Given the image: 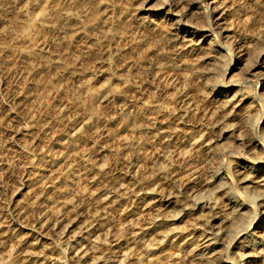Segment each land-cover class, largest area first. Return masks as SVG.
I'll return each mask as SVG.
<instances>
[{"label": "rangeland", "instance_id": "rangeland-1", "mask_svg": "<svg viewBox=\"0 0 264 264\" xmlns=\"http://www.w3.org/2000/svg\"><path fill=\"white\" fill-rule=\"evenodd\" d=\"M23 1L21 0L20 5H18L19 9L12 11L11 15L4 13L3 10H0V19L3 18L2 20L5 22V20H7L5 19V15L9 18L5 22L6 24L4 23L2 25L3 27L1 26L2 29L0 28V45H2L0 46V87L2 83L1 66L15 56L26 55L27 58L32 56L29 57L27 63L24 62V67L27 66L24 68L25 74L28 73V75L31 74L29 72L34 73V71H38L44 65L46 66L50 63L49 60L51 59L52 54L46 51L41 52L39 47L42 42H51L53 40V28L50 25V27L46 25H38L41 22H46V24H48L54 21L59 24V27L57 28H61L65 22L63 21V14L67 13L75 19V22H72V25H75L76 23L80 28V31L83 28L90 29L92 25H95L94 28L97 30L96 32L89 34V40L91 42L88 45L92 46V49L89 46V48H86L84 51L83 59L86 61L82 62V66L80 65V67L78 66L77 68H69L68 70L60 68L62 71L58 69L55 73L52 70L42 69L43 74L41 73L42 76L39 80L40 82H37L35 85L28 86V88L31 87L34 90L32 91V95L33 92H36L33 95L34 97L32 96L31 101H33L29 105L30 107L26 112H24V114L23 112L19 113L13 108L11 111V109L6 105V98L3 97V94H0V102H6L4 104V106H6V110L7 108L8 110L10 109L9 111L7 110V113L11 115L14 114L13 117L15 119L11 120L12 123L7 126L0 122V176L3 175L5 177H9L11 175L10 178L13 181L15 180L13 183L15 187L12 191H8L5 195L0 192V241H4L6 246L13 245L12 247L14 248V252L11 255L12 257L8 254L5 256V254L4 256L6 258L4 256L1 257L0 264H73L74 257L72 256L78 248L79 243H85L92 251V254L98 252L93 251L95 248L96 250L98 248H103L105 253H108L107 255L112 257L113 255L117 256L118 254L115 255V252H113V250L117 248L115 247L116 242L112 241L116 234V237L119 238V240L121 239L122 248H125L126 245L127 247L131 245L136 247V251L131 258L128 259L129 262L127 261V264H175V262H178V264H191L192 261L195 264H204L206 262V258L210 255L207 256V254L205 255V258H201L203 261L197 259V262H195L190 256L187 257L189 260L185 259L184 261L181 259V256H178L177 258L175 254L180 253L186 248L188 249L193 247L197 243H203L201 240L199 242L196 237L201 234L209 219L210 222L212 221L211 219L214 218V215H211V213L206 211L204 215L208 213L210 216H203L205 218L203 219L202 217V220L199 217L197 218L195 213L192 212V209L187 207V197L186 194H183L188 192L190 188L187 187V190L182 191L179 189L180 187H178V183L173 181V177L177 176L176 174L180 172H187L190 170L189 168H193L194 166L204 163L205 158L209 156V154L206 153L208 152L206 150L209 146H219L221 143L224 144L225 141L227 142L230 140L227 143H234L230 144L232 150L226 151V157H223L226 159L221 168L224 174H227V172L229 173L230 178L232 177L231 179L234 180L237 190L243 196V187L246 186H244V184L238 179L242 173L245 175L249 172L247 168H253L255 169V171L252 172L254 176L251 175L252 177L250 176V178H248V183H250L252 179L255 181L259 180L258 183H254L255 186L254 184L251 186L256 189L259 186L258 189L260 191L262 188L264 189V183L261 181L264 179H262V176H264V146L258 145L256 150L254 149L255 151H252V146H247L246 148L241 144V142L239 143L237 141V139H241L243 136L241 138H237L236 136L239 131H242V134L245 133L246 135L242 138L244 142H254L255 145L258 144L259 141H262L261 137H264V132L262 133V130H264V68H259V70L257 69L255 72L249 74L248 69L246 70L247 67H245V64H248L249 62V57H257L260 52H264V0H221V2L224 1L223 5L225 7L227 6L225 10L226 13L224 12L225 14L223 17L226 18H224V22H227L226 24L230 29L228 34L231 36L228 37L230 41L228 38L224 39L223 36H217L218 42L214 41L212 48H206V46L197 44L191 48L184 47V39H182L183 35H176L173 27L156 17L159 14L155 12H141L137 10L139 0H134V2L133 0L132 2H130L131 0H70L67 4L64 3L63 0H58V5L57 0ZM25 3H27V7L25 6ZM124 3H126V5ZM97 5L99 6V9ZM49 9L51 11H49ZM56 9L59 12H57V15L52 18L50 14H52L53 10ZM60 9L63 13L60 12ZM133 14H135V16ZM93 15L94 17H92ZM138 17L146 20L145 24L142 25L144 30L141 29L143 33L140 30L141 33H137L136 35L138 37H135V35H131V32L133 34L132 25L133 22H135L133 19ZM207 17L208 16L206 14H203V22H200L201 26L203 23L207 24ZM33 22L36 24L38 22L36 25L38 28L33 26ZM229 23L230 25H228ZM66 27L68 29V34L64 39L59 38L56 40L57 43H59L60 46L64 44L67 48L69 46V49L72 50H78L81 46L84 49L83 42L81 43L74 40L76 35V32L74 33V31L76 29L69 28L68 26ZM100 31H102L103 34H95H98V32L100 33ZM204 31H206L205 34L209 36V40L213 39V35L215 34L214 31L218 32L217 29H214L213 27L207 28V30ZM147 33H149V35ZM104 34H107L108 36H105ZM140 34H143L146 38L142 37L143 35L140 36L139 42ZM100 39L102 43L98 41ZM231 40L233 42L232 44L229 43ZM241 43L246 46H244L243 52L245 55L240 54V56L238 51H235V47ZM178 44H182L180 45L181 47ZM251 45H253V47H250ZM182 47L184 48L182 49ZM67 48L64 52L68 50ZM218 50L220 52H218ZM230 53L232 57L230 56ZM253 53L254 55H252ZM206 54L209 55L207 56ZM245 56L246 59L244 58ZM87 61L88 63H86ZM249 65L247 66L249 67ZM158 68L162 69L160 70ZM162 71L164 72L162 73ZM163 75H166V78ZM215 78L217 80H215ZM171 80L173 84L169 83ZM215 81L218 82L215 83ZM22 83L19 86L20 90L21 88L27 87L29 84L27 83V80ZM46 88H48L47 91H45ZM232 91L238 92L237 95L239 98L235 103H233L234 106L231 105L229 107L228 105L226 108L222 106V101L226 100L224 95L229 94ZM240 99H242V102L238 103ZM250 112H252V115L254 112V117L251 116ZM22 115H26L27 117ZM29 117L31 119H29ZM251 117L252 120L255 119L253 121L255 125L253 122L251 123ZM44 118L46 120H43ZM246 118L248 119L247 122H245ZM30 120L37 121L35 127V121L31 122ZM241 120L246 123V126L241 122ZM84 122L86 123L83 125L82 123ZM136 122L137 127L135 126ZM236 122H238V124H236ZM234 123L236 124L235 126ZM45 124L47 126L49 125V128L44 126ZM75 124L83 125L87 131L83 129L84 131L78 132L79 134H76V136L74 135L75 137L70 136V127ZM139 124L141 127L138 126ZM224 125L230 126L231 130L234 131H230L227 127L226 133L220 132L224 127H226ZM221 126L222 129H220ZM250 126L254 127L253 130ZM245 127L248 128V130L251 128L250 131H247L248 133L246 132ZM218 131L222 134H219ZM232 133L233 135L231 138L230 135ZM172 134L174 136H172ZM202 135H204L205 138ZM227 136L229 138H226ZM1 138L5 141V143L3 140L1 141ZM205 141L207 144H205ZM193 142H196L197 144L193 145ZM167 143H170L169 146H167ZM154 145L167 146L164 153H162L163 157H159L157 155V157L153 159L154 157L148 156L151 155L150 150ZM207 145L208 147H206ZM234 147L237 149L234 150ZM184 148L186 152L185 150L183 151ZM187 149L191 150H189L190 153ZM203 150L205 154L203 153ZM256 152H258V154ZM174 155L176 159H174L175 157L170 158ZM182 155L185 156L183 157ZM254 155L258 157H253ZM147 158L152 159L147 160ZM138 159H141V161ZM137 161L138 163L140 162V166H145L142 167L143 169H139V171L136 167L138 164ZM160 162L165 163L161 164ZM147 163H149V167H146L148 166ZM188 163L193 164L189 165ZM123 164L127 165L124 166ZM151 165V168H154L155 170L150 168ZM153 165L157 166L153 167ZM128 167L130 168L128 169ZM124 169L125 171L131 170V175L128 173L124 176ZM135 171L138 172L135 173ZM208 172L210 171L207 168H205V170L204 168L203 170L201 169L200 173L202 174L200 175L202 176L199 178L200 181L198 179L196 182L194 181L195 184L190 183L188 186L191 187L196 185L197 188L201 190L205 180H208L211 176V173L209 175ZM15 173H17V175ZM124 177L125 179H123ZM123 180H125V187L127 186L126 188H128L125 189V191L128 190V192H125L124 190L118 191L117 194L114 195V198L117 196L118 199H111L112 202L114 201V204L111 203L110 200L109 204L106 203V205H104L106 201L102 200V197L104 198L103 194L110 189L109 187L115 185V182H121ZM141 180L143 182H141ZM136 182L139 183V185H137ZM226 182L229 184L230 181L226 180ZM160 183L166 185L168 189ZM151 184L155 186L154 189H157L156 187L159 184L163 190L165 189L164 191L162 190L163 194L162 192L158 194L159 192L154 190L155 192L152 196L154 197L153 206L156 204L158 206H154V209L152 207L153 212L154 210H158L164 204L162 201L171 198V203L167 204L164 211V217L166 219L164 218V222L161 221L158 223L161 228L157 225L158 227L156 226L154 229L156 230L154 232L156 238L154 235L153 237L144 235L143 237L140 235L139 232L141 233L144 231H139L142 229L139 228V226L143 227L144 224L137 219V217L139 218V215L143 213L142 208H144V203H147L146 199L149 197V189L153 188ZM134 185L138 186L139 188H137V190L140 189V191H130ZM215 185L217 184L209 183L207 187L211 188L213 186L215 189ZM229 185H231L230 187L233 190V185L231 183ZM105 187L107 189H105ZM213 187L212 190L205 188L203 194L209 195L213 193L211 192L214 191ZM13 191L14 194L10 195ZM150 191H153V189ZM124 192L125 195H123ZM100 195L102 196L101 198H99ZM244 200V212H246L247 216L250 213H253L252 215L250 214L251 216L249 215L250 217L246 216L247 219L251 218L255 211L259 214L262 213L263 209L261 207V201H257L256 204L252 205L248 198H244ZM99 203L101 204L98 205ZM84 207L88 208L87 210H90L88 211L90 213L89 216H95V218H98V221L100 220V223L97 221L89 230L90 232H87V234L81 233L79 235V229L83 224L87 223V219L90 220L88 212L84 209ZM228 208L229 207L220 208V214H222L221 216H223L224 213L226 215ZM70 209L76 214L83 211L82 215L84 217H82V215L76 217L77 215L74 214V212H70ZM101 209H104V212ZM106 210H109L111 213L109 212V214ZM176 211L178 214L182 213L178 215ZM95 212L99 214L96 215ZM175 212L178 217L174 214ZM61 213H67V216L65 214L61 216ZM71 216H74L73 218L76 219L73 222L72 228H70L64 236L58 235V230L56 232V230L51 229L52 227L50 228L52 221L56 222V220L58 221L64 219V225L68 223V221L70 222L73 220ZM148 217L150 216L148 215ZM137 221H140V224H138ZM196 221L197 223L195 224ZM42 224H45L44 226L49 225V228L44 227ZM185 225H190L191 227L189 226L185 228ZM201 225L202 227L204 225L205 226L200 228ZM182 226L185 228L186 233ZM164 228L169 230H165ZM159 230H161V232H158ZM164 230L166 233L171 235L168 239H164V235L166 234ZM102 232L104 234H102ZM114 232L116 234H114ZM135 232H137L140 237L138 234H135L133 237ZM156 233H159V235ZM160 233L163 234L161 235ZM135 236L137 237L135 238ZM240 236L239 240L233 243L231 248L226 251L227 253L225 252L226 254L223 253L224 256H220L222 260L219 259L220 262L217 260L215 262L216 264H264V257L256 259L249 257L245 260L239 259L237 246L238 244H243L244 242V245H248L250 234L248 235L244 232ZM106 238H108V241H106ZM144 238H146V241L143 240ZM153 238L156 242H154L155 240ZM160 239L161 241L163 240L162 243L157 242L160 241ZM150 243H152V246L149 245ZM155 243H158L159 246ZM146 244L151 250L146 247ZM155 245L158 248H155ZM137 248H139V251ZM25 249L26 251L30 250L32 252H26L24 251ZM115 251H118V249ZM23 253H25V255ZM230 257H233V260H231Z\"/></svg>", "mask_w": 264, "mask_h": 264}, {"label": "bare ground", "instance_id": "bare-ground-1", "mask_svg": "<svg viewBox=\"0 0 264 264\" xmlns=\"http://www.w3.org/2000/svg\"><path fill=\"white\" fill-rule=\"evenodd\" d=\"M23 1V0H22ZM27 1V0H26ZM34 1V0H33ZM40 1V0H39ZM70 0H63V2L64 3H68ZM82 1V0H81ZM136 1H138V0H136ZM226 1H228V0H226ZM225 1V2H226ZM24 2V1H23ZM118 2V1H117ZM127 2V1H126ZM130 2H132V0L130 1ZM133 2H134V0H133ZM224 2V1H223ZM223 2H221V0H139V4H138V8H137V10L138 11H141V12H155V13H157V14H159V15H157L156 17L159 19V20H163L165 23H168V25L169 26H171V27H173L174 28V30H175V34L176 35H180V34H182L183 35V38L182 39H184V44H183V46L184 47H187V48H191L192 46H194V45H203V46H206V48L208 47H210V48H212L213 47V44H214V41H217V36H219L220 35V37L221 36H223V38L224 39H227L228 37H230L229 36V34H228V31H230V29H229V27L227 26V22H224V18L225 17H223L224 16V14L226 13L225 12V10H226V7L223 5ZM234 2V1H233ZM20 3H21V0H0V10H3L4 11V13H6V14H9V15H11L12 14V11H14L15 9H19V6L18 5H20ZM48 3V2H47ZM129 3V2H128ZM24 4V3H23ZM26 5V7H27V3H25ZM59 3H58V0H57V5H58ZM102 4V3H101ZM109 4V3H108ZM125 5H126V3H124ZM136 4H137V2H136ZM225 4V3H224ZM29 5V4H28ZM74 5V4H73ZM100 5V4H99ZM60 6V5H59ZM67 6H70V5H67ZM83 6H85V5H83ZM98 6V5H97ZM228 6H230V5H228ZM61 7H62V4H61ZM231 7V6H230ZM20 8H21V6H20ZM86 8V7H85ZM114 8H116V7H114ZM123 8V7H122ZM135 8V7H134ZM229 8V7H228ZM53 9V8H52ZM55 9V8H54ZM62 9V8H61ZM61 9H60V12H61ZM98 9H99V6H98ZM71 10V9H70ZM90 10V9H89ZM136 10V9H135ZM21 11V10H20ZM49 11H51L50 9H49ZM108 11V10H107ZM106 11V12H107ZM201 11H203V12H201ZM1 12V11H0ZM17 12V11H16ZM48 12V11H47ZM57 12H59V11H57V9L56 10H53V13L52 14H50L51 16H52V18L54 17V16H56L57 14ZM87 12V11H86ZM85 12V13H86ZM98 12V11H97ZM96 12V13H97ZM105 12V11H104ZM103 12V13H104ZM225 12V13H224ZM23 13V12H22ZM41 13V12H40ZM50 13V12H49ZM61 13H63V12H61ZM136 13V12H135ZM138 13V12H137ZM46 14V13H45ZM77 14V13H76ZM83 14V13H82ZM95 14V13H94ZM203 14L205 15H207L208 17L206 18V22H207V24H204L203 23V25L201 26L200 24V22H203ZM209 14V15H208ZM1 15V14H0ZM9 15H8V17H9ZM42 15V14H41ZM49 15V17L51 18V16ZM64 15V18H63V21H65L64 22V25L61 27V28H57V27H59V24L56 22H54V21H52V23L50 22V23H48V24H46V22H41L40 24H38V22H37V24L38 25H46V26H52V28H53V30H52V32H53V40L51 41V42H42L41 43V45H40V47H39V50L41 51V52H49L50 54H52V57H51V59L49 60L50 61V63L48 64V65H44L42 68H40L38 71L36 70V71H34V73L33 72H29V73H31L30 75H28V73L27 74H25V69L24 68H26V67H24V65H25V63L24 62H28V60H29V57H32V56H29L28 58H27V56L25 55V56H15L14 58H11V60H8V61H6L2 66H1V68H2V70H1V72H2V83H1V87H0V91H1V93L0 94H3V97H5L4 99L5 100H7V106L11 109V111H12V108L13 109H15V110H17L19 113H22L23 112V114H24V112H26L27 110H28V108L30 107L29 105L32 103V101H31V99H32V96L34 95V93L36 92H33V95H32V91H34L31 87H29L28 88V86H30V85H35L37 82H40L39 80H40V78H41V76H42V69H48V70H52V71H54V73H55V71H57L58 69L59 70H61L62 71V69L63 68H65L66 70H68L69 68H74V67H80V65L82 64V62L84 61V57H83V55H84V51L86 50V48H89V46L90 45H88L91 41L89 40L90 39V33H93V32H96V30H95V28H94V26L92 25L91 26V28L90 29H87V28H83L81 31H80V28L78 27V25L75 23V25L73 24L72 25V22H75V19L74 18H72L69 14H67V13H65V14H63ZM96 15V14H95ZM101 15V14H100ZM109 15V14H108ZM122 15V14H121ZM120 15V16H121ZM134 16H135V14H133ZM136 15H138V14H136ZM6 16V18L5 19H9V18H7V15H5ZM45 16V15H44ZM110 16V15H109ZM113 16V15H112ZM92 17H94V15L92 16ZM98 17H100V16H98ZM98 17H97V19H98ZM147 17V16H146ZM202 17V18H201ZM205 17V16H204ZM232 17V16H231ZM36 18V17H35ZM38 18V17H37ZM139 18V17H138ZM138 18H135V19H133V20H135V22H133V25H132V31H133V34H132V32H131V35H135V37L137 36L136 34L138 33H141L142 32V30L141 29H143L142 28V25H144L145 24V20L146 19H138ZM3 19V18H2ZM2 19H0V28H1V26L7 21V20H5V22H4V20H2ZM25 19H26V17H25ZM93 19V18H92ZM103 19V18H102ZM148 19V18H147ZM226 19V18H225ZM90 20V19H89ZM93 20H95V19H93ZM106 20V19H105ZM128 20V19H127ZM201 20V21H200ZM29 21H30V19H29ZM55 21H56V19H55ZM92 21V20H91ZM97 21V20H96ZM154 21V20H153ZM90 22V21H89ZM156 22H158V21H156ZM232 22V21H231ZM92 23V22H91ZM94 23V22H93ZM164 23V24H165ZM238 23H240V22H238ZM6 24V23H5ZM35 22H33V26L35 27L36 25H37ZM61 24V23H60ZM129 24V23H128ZM147 24V23H146ZM151 24V23H150ZM62 25V24H61ZM82 25V24H81ZM104 25H105V23H104ZM166 25V24H165ZM228 25H230V23L228 24ZM28 26H29V24H28ZM49 26V27H50ZM66 26H68L69 28H73V29H76L75 31H74V33L76 34H74L75 35V39L74 40H76V41H78V42H83V47H84V49L82 48V46L80 47V49H76V50H72V49H69L70 47L68 46V48H67V46L65 47V45L63 44L62 46H60V44L59 43H57V41L56 40H58L59 38H62V39H64L65 38V36L68 34L67 32H68V29H67V27ZM71 26H73V27H71ZM98 26V25H97ZM149 26V25H148ZM159 26V25H158ZM167 26V25H166ZM232 26V25H231ZM3 27V26H2ZM26 27H27V25H26ZM104 27V26H103ZM154 27V26H153ZM165 27V26H164ZM163 27V28H164ZM214 28V29H217V31L218 32H215L214 31V35H213V39L211 40H209V36H207L206 34H205V32L206 31H204V30H207V28ZM29 28V27H28ZM27 28V29H28ZM36 28H38L37 26H36ZM97 28V27H96ZM170 28V27H169ZM168 28V29H169ZM2 29V28H1ZM34 29V28H33ZM129 29H130V27H129ZM151 29V28H150ZM232 29V28H231ZM49 30V29H48ZM111 30V29H110ZM116 30V29H115ZM140 30H141V32H140ZM144 30V29H143ZM155 30V29H154ZM212 30V29H211ZM236 30V29H235ZM37 31H38V29H37ZM113 31V30H112ZM119 31V30H118ZM152 31V30H151ZM169 31V30H168ZM104 32V31H103ZM110 32V31H109ZM114 32V31H113ZM166 32V31H165ZM1 33V32H0ZM102 33V31H100V33L98 32V34L97 33H95L96 35H100ZM135 33V34H134ZM143 33V32H142ZM154 33V32H153ZM213 33V32H212ZM264 33V32H263ZM26 34V33H25ZM73 34V33H72ZM103 34V33H102ZM108 34V33H107ZM106 34V35H107ZM148 35H149V33H147ZM165 34V33H164ZM211 34V33H210ZM260 34V33H259ZM89 35V36H88ZM105 35V34H104ZM103 35V36H104ZM105 35V36H106ZM143 35V34H142ZM141 34L139 35V42H140V36H142ZM73 36V35H72ZM104 36V37H105ZM108 36V35H107ZM100 37V36H99ZM98 37V38H99ZM138 37V36H137ZM142 37H145L144 35L142 36ZM147 37H149V36H147ZM264 37V36H263ZM146 38V37H145ZM176 38V37H175ZM208 38V39H207ZM233 38V37H232ZM259 38H261V37H259ZM36 39V38H35ZM68 39V38H67ZM136 39V38H135ZM143 39V38H142ZM142 39H141V41H142ZM177 39H178V37H177ZM229 39V38H228ZM27 40V39H26ZM34 40V39H33ZM103 40V39H102ZM105 40V39H104ZM147 40V39H146ZM150 40V39H149ZM148 40V41H149ZM172 40V39H171ZM247 40V39H246ZM246 40H244V41H246ZM64 41V40H63ZM71 41V40H70ZM98 41H100L101 42V39L100 40H98ZM138 41V40H137ZM229 41H230V39H229ZM228 41V42H229ZM238 41V40H237ZM243 41V42H244ZM73 42V41H72ZM143 42V41H142ZM173 42V41H172ZM218 42V41H217ZM249 42V41H248ZM248 42H247V44H248ZM1 43V42H0ZM102 43V42H101ZM136 43H138V42H136ZM144 43V42H143ZM230 44H232L233 42H232V40H231V42H229ZM238 43H240V42H238ZM246 43V42H245ZM98 44V43H97ZM155 44V43H154ZM177 44V43H176ZM224 44V43H223ZM254 44V43H253ZM88 45V46H87ZM92 45V44H91ZM179 45V44H178ZM180 45H182V44H180ZM179 45V46H180ZM227 45V44H226ZM229 45V44H228ZM234 45H235V41H234ZM0 46H2V45H0ZM22 46V45H21ZM98 46V45H97ZM123 46V45H122ZM244 46H246L245 44H243V43H241V44H239L237 47H235L236 49H235V51L237 50L238 51V53H239V55L241 54V55H245V53H243L244 52ZM38 47V46H37ZM59 47V48H58ZM61 47V48H60ZM92 46H90V48H91ZM100 47V46H99ZM181 47V46H180ZM184 47H182V49L184 48ZM201 47V46H200ZM250 47H253V45H251ZM68 49L66 52H64L65 51V49ZM76 48V47H75ZM82 48V49H81ZM233 48V47H232ZM24 49V48H23ZM26 49V48H25ZM92 49V48H91ZM91 49H89V50H91ZM94 49V48H93ZM181 49V48H180ZM234 49V48H233ZM246 49V48H245ZM2 50V49H1ZM100 50H101V48H100ZM191 50V49H190ZM208 50V49H207ZM229 50H231V49H229ZM193 51H195V50H193ZM215 51V50H214ZM216 51H217V49H216ZM233 51V50H232ZM236 51V52H237ZM5 52V51H4ZM40 52V53H41ZM82 52V53H81ZM88 52V51H87ZM142 52V51H141ZM197 52V51H196ZM218 52H220L219 50H218ZM234 52V51H233ZM252 52H255V51H252ZM14 53V52H13ZM66 53V54H65ZM86 53V52H85ZM98 53V52H97ZM147 53V52H146ZM209 53V52H208ZM215 53V52H214ZM249 53V52H248ZM1 54V53H0ZM43 54V53H42ZM65 54V55H64ZM87 54V53H86ZM140 54V53H139ZM256 54V53H255ZM259 54V53H258ZM6 55V54H5ZM18 55V54H17ZM44 55V54H43ZM207 55V54H206ZM209 55V54H208ZM207 55V56H208ZM240 55V56H241ZM252 55H254V53L252 54ZM252 55H250V56H252ZM94 56V55H93ZM205 56V55H204ZM230 56H231V53H230ZM37 57V56H36ZM98 57V56H97ZM133 57V56H132ZM232 57V56H231ZM39 58V57H38ZM44 58V57H43ZM48 58V57H47ZM88 58V57H87ZM94 58V57H93ZM242 58V57H241ZM245 59H246V56L244 57ZM2 59V58H1ZM8 59H10V58H8ZM198 59H199V57H198ZM38 60V59H37ZM244 60V59H243ZM86 61V60H85ZM84 61V62H85ZM248 61L250 62V65H249V62H248V64H245V67H247L246 68V70L248 69V72H249V74H251V73H253V72H255L257 69L259 70V68H264V52H260V54L257 56V57H249L248 58ZM33 62V61H32ZM36 62V61H35ZM41 62V61H40ZM46 62V61H45ZM86 63H88V61L86 62ZM95 63V62H94ZM247 63V62H246ZM37 64V63H36ZM47 64V63H46ZM1 65V64H0ZM247 65H249V67L247 66ZM82 66V65H81ZM161 66V65H160ZM41 67V66H40ZM159 67V66H158ZM162 67V66H161ZM60 68H62V69H60ZM139 69V68H138ZM158 69H160V68H158ZM162 69V68H161ZM160 69V70H161ZM168 69V68H167ZM128 70V69H127ZM171 70V69H170ZM216 71H217V69H216ZM75 72V71H74ZM115 72V71H114ZM164 71H162V73H163ZM169 72V71H168ZM171 72V71H170ZM219 72V71H218ZM245 72H247V71H245ZM247 72V73H248ZM42 73V74H41ZM146 73V72H145ZM172 73H173V71H172ZM264 73V72H263ZM133 74V73H132ZM147 74V73H146ZM145 74V75H146ZM153 74V73H152ZM176 74V73H175ZM255 74V73H254ZM262 74V73H261ZM27 75V76H26ZM158 75H159V73H158ZM170 75H173V74H170ZM44 76V75H43ZM164 76V75H163ZM166 76V75H165ZM164 76V77H165ZM176 76V75H175ZM56 77V76H55ZM168 77V76H167ZM54 78V77H53ZM166 78V77H165ZM172 78V77H171ZM170 78V79H171ZM217 78H218V76H217ZM25 79V80H24ZM262 79H263V77H262ZM27 80V83H29L28 85H27V87H25V88H21V90H20V88H19V86H20V84L23 82V81H26ZM56 80V79H55ZM155 80V79H154ZM166 80V79H165ZM169 80V79H168ZM173 80V79H172ZM172 80H171V82H169V83H172L173 84V82H172ZM175 80V79H174ZM178 80V79H177ZM215 80H217L216 78H215ZM218 81H219V79H218ZM218 81H215V83H217ZM150 82V81H149ZM177 82V81H176ZM25 83V82H24ZM220 83V82H219ZM23 84V83H22ZM51 84V83H50ZM210 84H213V83H210ZM230 84V83H229ZM221 85H223V84H221ZM227 85V84H226ZM230 85H232V84H230ZM229 85V86H230ZM157 86V85H156ZM211 86V85H210ZM214 86V85H213ZM33 87V86H32ZM214 87H216V86H214ZM43 88V87H42ZM49 88V87H48ZM48 88H46L45 89V91H47L48 90ZM35 89V88H34ZM217 90V89H216ZM43 91V90H42ZM213 91H214V89H213ZM212 91V92H213ZM46 93V92H45ZM214 93V92H213ZM223 94V93H222ZM238 92H230L229 94H225L224 96V98L226 99V100H223L222 102H223V105L222 106H224V107H226L227 108V106L229 105V107L231 106V105H233V103H235L237 100H238ZM1 96V95H0ZM34 97V96H33ZM1 100V99H0ZM3 100V99H2ZM2 102H4V101H2ZM2 102H0V122L1 123H3V124H5L6 126L9 124H11L12 122H11V120H15L14 119V117H13V115H11V114H9V113H7L9 110H8V108H7V110H6V106H4V104L6 103H2ZM239 102H242V99H240L239 101H238V103ZM189 103V102H188ZM191 103V102H190ZM195 104V103H194ZM222 104V103H221ZM191 105V104H190ZM221 106V105H220ZM234 106V105H233ZM31 107H33V106H31ZM62 107V106H61ZM189 107V106H188ZM224 107H222V108H224ZM236 107V106H235ZM234 107V108H235ZM221 108V107H220ZM225 108V109H226ZM67 109V108H66ZM224 109V110H225ZM236 109V108H235ZM221 110V109H220ZM223 110V109H222ZM31 111V110H30ZM214 111H215V109H214ZM233 111V110H232ZM222 112V111H221ZM220 112V113H221ZM231 112V111H230ZM35 113V112H34ZM217 113H219V112H217ZM228 113V112H227ZM232 113V112H231ZM252 112H250V114H251ZM28 114V113H27ZM36 115V114H35ZM134 115V114H133ZM234 115V114H233ZM248 115V114H247ZM254 112H253V115L251 114V116H253L254 117ZM22 116H25V117H27L26 115H22ZM29 116H30V114H29ZM212 116V115H211ZM228 116V115H227ZM249 116V115H248ZM25 117H23V118H25ZM41 117V116H40ZM47 117V116H46ZM129 117H130V114H129ZM222 117V116H221ZM236 117V116H235ZM246 117V116H245ZM245 117H244V119H245ZM43 118V117H42ZM218 118V117H217ZM248 118V117H247ZM246 118V120H245V122H247V119ZM22 119V118H21ZM26 119V118H25ZM29 119H31L30 117H29ZM132 119H133V117H132ZM131 119V120H132ZM241 119V118H240ZM28 120V119H27ZM40 120V119H39ZM43 120H46L45 118L43 119ZM135 120V119H134ZM133 120V121H134ZM234 120H235V118H234ZM234 120H233V122H234ZM249 120H250V117H249ZM251 120H252V117H251ZM255 119H253L252 121H251V123L254 121ZM31 121V120H30ZM32 121H35V120H32ZM31 121V122H32ZM132 121V122H133ZM216 121V120H215ZM227 121V120H226ZM25 122H26V120H25ZM36 122L37 121H35L34 122V127H35V124H36ZM40 122V121H39ZM43 122V121H42ZM46 122V121H45ZM51 122V121H50ZM88 122V121H87ZM231 122V121H230ZM241 122L242 123H244L242 120H241ZM240 122V123H241ZM49 123V122H48ZM47 123V124H48ZM86 122H84V123H82L83 125L85 124ZM185 123V122H184ZM220 123H221V121H220ZM226 123H229V122H226ZM239 123V124H240ZM248 123H249V121H248ZM254 123V122H253ZM258 123V122H257ZM2 124V125H3ZM38 124V123H37ZM50 124H52V123H50ZM137 122L135 123V126L137 127ZM142 124V123H141ZM224 124H225V122H224ZM231 124V123H230ZM236 124H238V122H236ZM235 123H234V126L236 125ZM246 123H244V125H245ZM83 125H81V124H75V125H73V126H71L70 128V130H69V135L70 136H76V134H79L78 132H81V131H84L83 129H85L84 128V126ZM229 125V124H228ZM233 125V124H232ZM247 125H249V124H247ZM254 125H255V123H254ZM4 126V125H3ZM27 126V125H26ZM39 126H40V124H39ZM42 126H43V124H42ZM41 126V127H42ZM44 126H47L46 124L44 125ZM49 126V125H48ZM47 126V127H48ZM52 126V125H51ZM85 126H87V125H85ZM138 126H140V124L138 125ZM224 126H226V125H224ZM233 126V127H234ZM242 126V125H241ZM246 126V125H245ZM5 127V126H4ZM36 127L38 128V126L36 125ZM47 127H45V128H47ZM135 127V128H136ZM141 127V126H140ZM227 127L230 129V131H234V130H231V128H230V126H226V127H224L223 129H222V126L220 127V129H222V131H220V132H222V133H226L227 131ZM232 127V126H231ZM238 127H239V125H238ZM248 127V126H247ZM251 127V126H250ZM249 127V128H250ZM40 128V127H39ZM49 128V127H48ZM214 128V127H213ZM226 128V129H225ZM246 128V127H245ZM244 128V129H245ZM252 128V130H253V128L254 127H251ZM250 128V129H251ZM138 129V128H137ZM228 129V130H229ZM235 129V128H234ZM250 129L248 130V128H246V132L247 131H250ZM45 130V129H44ZM43 130V131H44ZM86 130V129H85ZM178 130H180V129H178ZM236 130V129H235ZM40 131V130H39ZM46 131V130H45ZM51 131V130H50ZM87 131V130H86ZM147 131V130H146ZM217 131V130H216ZM237 131V130H236ZM7 132V131H6ZM5 132V133H6ZM47 132V131H46ZM136 132V131H135ZM179 132V131H178ZM264 132V130H262V133ZM10 133V132H9ZM42 133V132H41ZM50 133V132H49ZM84 133V132H83ZM134 133V132H133ZM166 133V132H165ZM211 133V132H210ZM218 133H219V131H218ZM217 133V134H218ZM222 133H219V134H222ZM234 133V132H233ZM233 133L230 135V137L232 138V135H233ZM243 132L242 131H239L238 132V134H236V136H237V138H241L242 136L244 137V136H246L245 135V133L244 134H242ZM248 133V132H247ZM135 134V133H134ZM205 134V133H204ZM6 135V134H5ZM43 135H44V133H43ZM42 135V136H43ZM146 135V134H145ZM161 135V134H160ZM166 135V134H165ZM170 135V134H169ZM178 135V134H177ZM176 135V136H177ZM10 136V135H9ZM8 136V137H9ZM74 136V137H75ZM172 136H174L173 134H172ZM172 136H171V138H172ZM203 137H204V135H202ZM221 136V135H220ZM229 136V135H228ZM226 137V138H229V137ZM248 136V135H247ZM4 137V136H3ZM2 137V138H3ZM11 137V136H10ZM180 137V136H179ZM202 137V138H203ZM211 137V136H210ZM242 137V138H243ZM1 138V141L4 139H2ZM6 138V137H5ZM53 138H54V136H53ZM201 138V137H200ZM205 138V137H204ZM236 138V139H237ZM237 139V141L240 143L241 142V144L243 145V146H245L246 148H247V146L248 147H253L252 149V151H255L256 150V148H257V146L258 145H262V146H264V137H261V140L262 141H259L258 142V144H254V142L253 143H250V142H244V140L243 139ZM6 139H8V138H6ZM5 139V140H6ZM12 139V138H11ZM168 139H170V138H168ZM207 139V138H206ZM248 139V138H247ZM167 140V139H166ZM166 140H164V141H166ZM197 140V139H196ZM214 140V139H213ZM234 140V139H233ZM4 141V140H3ZM7 141V140H6ZM195 141V140H194ZM198 141V140H197ZM207 141V140H206ZM205 141V142H206ZM216 141V140H215ZM219 141V140H218ZM228 141H230V140H228ZM227 141V142H228ZM232 141V140H231ZM251 141V140H250ZM160 142V141H159ZM163 142V141H162ZM161 142V143H162ZM171 142V141H170ZM221 142H223V141H221ZM226 141L224 142V144L223 143H221V145H219V146H217V145H215V146H209L208 147V145L206 146V147H208L207 148V150L206 151H208V152H206V153H208L209 154V156L207 157V158H205V161H204V163H201V164H199L198 166H194L193 168H189L190 170H188L187 172H183V173H181L180 171H178V172H180V173H178V174H176L177 176H174L173 177V181L174 182H177L178 183V187H180L179 189H181L182 191L183 190H187L188 188H190V190L188 191V192H186V193H183V194H186V197H187V207L188 208H190V209H192V212H194L195 213V216L198 218H201V220H202V217L203 216H206V215H209L210 216V214H208V213H211V215L213 214L214 216V218L213 219H211L212 221L210 222V219H209V221L207 222V224H206V227H204V229L202 230V232H201V234L198 236V237H196V239H198L199 240V242H200V240L201 241H203V243H201V244H195L193 247H190V248H186V249H184L183 251H181L180 253H176L175 255L177 256V258H178V256L180 257L181 256V259L182 260H184L185 261V259H188L187 257L188 256H190V257H192V259L195 261V262H197L196 260L197 259H199V260H202L203 258H205L206 256L205 255H207V256H209V257H207L206 258V262L204 263V264H214L217 260H219V259H221V255H223L224 256V254L223 253H225L226 251H228L230 248H231V245H233V243H235L236 241H238L239 240V238L241 237L240 235L242 234V233H244V232H246L248 235L250 234V240H249V244L247 245H244V243L242 244H238V246H237V248H238V252H237V254H238V257H239V259H242V260H245V259H247V258H249V257H252V258H254V259H256V258H259V257H264V189L262 190L261 189V191L258 189L259 188V186H258V190H259V192H258V190L256 189V188H253V186H251V185H253L254 183H258V181L259 180H257V181H255V180H253L252 179V181L250 182V183H248V178H250V176L252 175V176H254V174H252V172L253 171H255V169H253V168H247L248 170H249V172L247 173V174H245V175H243V173L241 174V176L239 177V179L238 180H240V182H242L243 184H244V186H246V187H243V192H244V195L242 196V194L237 190V188H236V186H235V183H234V180L233 179H231L230 178V176H229V173L227 172V174H224V172L222 171V165L225 163L224 161L226 160L225 158H223L224 156H225V152L226 151H230V150H232L231 149V145L230 144H232V143H234V142H231V143H227ZM4 143H5V141H4ZM163 143H165V142H163ZM209 143V142H208ZM211 143V142H210ZM237 143V142H236ZM168 144V143H167ZM170 144V143H169ZM169 144L167 145V146H169ZM197 143L196 142H193V145H196ZM205 144H207V142L205 143ZM216 144H217V142H216ZM223 144V145H222ZM146 145V144H145ZM158 145V144H157ZM157 145H154L153 147H152V149L150 150V154L151 155H148V156H150V157H154L153 159H155L156 157H157V155L159 156V157H163V155H162V153H164V150L166 149V147L167 146H157ZM193 145H191V146H193ZM213 145V144H212ZM236 145V144H235ZM200 146V145H199ZM202 146V145H201ZM194 147V146H193ZM203 147V146H202ZM201 147V148H202ZM237 147V146H236ZM236 147H234V150L235 149H237ZM239 148V147H238ZM170 149V148H169ZM192 149V148H191ZM194 149V148H193ZM255 149V150H254ZM147 150V149H146ZM185 150V148L183 149V151ZM190 150V149H189ZM189 150L187 149V151L189 152ZM195 150H197V149H195ZM238 150H240V149H238ZM191 151V150H190ZM242 151V150H241ZM246 151V150H245ZM147 152H148V150H147ZM146 152V153H147ZM181 152V151H180ZM185 152H186V150H185ZM236 152V151H235ZM260 152V151H259ZM149 153V152H148ZM190 153V152H189ZM189 153H187V154H189ZM193 153V152H192ZM203 153H204V150H203ZM257 154H258V152H256ZM181 154V153H180ZM180 154H179V157H180ZM183 154H184V152H183ZM187 154H185V155H187ZM194 154H196V153H194ZM193 154V155H194ZM199 154V153H198ZM205 154V153H204ZM228 154V153H227ZM177 155V154H176ZM184 155V156H185ZM202 155V154H201ZM207 155V154H206ZM206 155H204V156H206ZM256 155V154H255ZM253 156V157H258V156ZM183 156V155H182ZM181 156V157H182ZM183 156V157H184ZM198 156V155H197ZM149 157V158H150ZM172 157H175V155L174 156H171L170 158H172ZM182 157V158H183ZM187 157V156H186ZM185 157V158H186ZM226 157V156H225ZM149 158H147V160L149 159ZM166 158V157H165ZM165 158H163V159H165ZM184 158V159H185ZM203 158V157H202ZM152 159V158H151ZM151 159H149V160H151ZM157 159H159V158H157ZM162 159V158H161ZM174 159H176V157L174 158ZM187 159V158H186ZM129 160V159H128ZM139 160V159H138ZM204 160V159H203ZM1 161V160H0ZM131 161V160H130ZM139 161H141V159L139 160ZM146 161V160H145ZM158 161H161V160H158ZM157 161V162H158ZM162 161H166V160H162ZM257 161V160H256ZM132 162V161H131ZM143 162V161H142ZM148 162V161H147ZM152 162V161H151ZM155 162V161H154ZM127 163H129V162H127ZM136 163V162H135ZM137 163H138V161H137ZM140 163V162H139ZM139 163L136 165V167H137V170L139 171V169L141 170V168L142 167H145V166H140L139 165ZM144 163H146V162H144ZM161 163V162H160ZM160 163H159V165H160ZM165 163V162H164ZM164 163H161V164H164ZM257 163V162H256ZM131 164V163H130ZM149 163H147V165H148ZM156 164V163H155ZM189 164V163H188ZM190 164H193V163H190ZM189 164V165H190ZM198 164V163H197ZM19 165V164H18ZM17 165V166H18ZM124 165V164H123ZM127 164H125L124 166H126ZM144 165V164H143ZM19 166H21V165H19ZM123 166V167H124ZM131 166V165H130ZM154 166H157V165H153V167ZM163 166V165H162ZM132 167V166H131ZM146 167H149V165L148 166H146ZM152 167V165L150 166V168ZM253 167V166H252ZM130 167H128V169H129ZM183 168H184V166H183ZM188 168V167H187ZM186 168V169H187ZM203 168H204V170H205V168H207V169H209V171L210 172H208L209 173V175H210V173H211V176L208 178V180H205V183L203 184V186L201 187L202 189L200 190V189H198L197 188V186L196 185H194V186H188V185H190V183H194V181L196 182L199 178H201L200 176H202V175H200V174H202V173H200V170L202 169L203 170ZM127 169V170H128ZM133 169V168H132ZM143 169V168H142ZM148 169V168H147ZM152 169V168H151ZM154 169V168H153ZM152 169V170H153ZM169 169V168H168ZM135 170V169H134ZM155 170V169H154ZM158 170V169H157ZM138 171H135V173L136 172H138ZM147 171V170H146ZM149 171V170H148ZM168 171V170H167ZM172 171H174V170H172ZM184 171H185V169H184ZM250 171H251V173H250ZM20 172V171H19ZM132 172H133V170H132ZM150 172V171H149ZM171 172V171H170ZM202 172V171H201ZM207 172V171H206ZM206 172H204V173H206ZM2 173V172H1ZM22 173H23V171H22ZM128 173H130L129 175H131V170H129V171H125V169H124V176H126ZM140 173V172H139ZM144 173H145V169H144ZM147 173V172H146ZM167 173V172H166ZM175 173V172H174ZM176 173H177V170H176ZM231 173V172H230ZM10 174V173H9ZM16 175H17V173H15ZM20 174V173H19ZM18 174V175H19ZM123 174V173H122ZM133 174V173H132ZM207 174V173H206ZM235 174V173H234ZM15 175V176H16ZM23 175V174H22ZM137 175H138V173H137ZM162 175V174H161ZM169 175V174H168ZM232 175V174H231ZM11 176V175H10ZM10 176L9 177H5V176H3V175H1L0 176V192L3 194V195H5L8 191H12L13 190V188L15 187V185L13 184L14 183V181L10 178ZM14 176V175H13ZM12 176V177H13ZM134 176H135V174H134ZM233 176V175H232ZM251 176V177H252ZM262 176V175H261ZM21 177V176H20ZM19 177V178H20ZM25 177V176H24ZM50 177V176H49ZM95 177V176H94ZM142 177V176H141ZM141 177H140V179H141ZM160 177V176H159ZM172 177V176H171ZM120 178V177H119ZM132 178V177H131ZM133 178H136V177H133ZM138 178V177H137ZM234 178V177H233ZM256 178V177H255ZM264 178V176H262V179ZM18 179V178H17ZM23 179V178H22ZM25 179V178H24ZM92 179V178H91ZM122 179V178H121ZM120 179V180H121ZM123 179H125V177L123 178ZM20 180V179H19ZM136 180V179H135ZM135 180H134V182H135ZM138 180V179H137ZM142 180H143V178H142ZM141 180V182H143ZM161 180V179H160ZM226 180H229L230 182H229V184L231 183L232 185H233V190H232V188L230 187L231 185H229L227 182H226ZM249 180H251V179H249ZM261 180V179H260ZM25 181V180H24ZM92 181V180H91ZM124 181L125 180H123V181H121V182H115V185H110L111 187H109L110 189L106 192V193H104L103 194V196H104V198L100 195V197L99 198H101L102 197V200H104V201H106L105 202V204L104 205H106V203H108L109 204V201L112 199V198H114L115 196V194H117V192L118 191H125V189H128V188H126L125 187V183H124ZM145 181V180H144ZM199 181H200V179H199ZM262 181V183H264V179L263 180H261ZM260 181V182H261ZM23 182V181H22ZM94 183V182H93ZM129 183V182H128ZM137 183V182H136ZM155 183V182H154ZM164 183V182H163ZM163 183H160L161 185L163 184ZM209 183H214V184H217V185H215L216 187H215V189H214V187H213V189H214V191H211V192H213V193H211V194H209V195H205V194H203V191H204V189L208 186V184ZM22 184H24V183H22ZM141 184H144V183H141ZM153 184V183H152ZM151 184V186H153ZM157 184V183H156ZM160 184L156 187L157 189H154V187L155 186H153V191H150V190H152V189H149V192L150 193H148L149 195V197L146 199V204L144 203V208H142V210H143V213L141 214V215H139V218L137 217V219L138 220H140L143 224V227H141V226H139V228H142V229H140L139 231H144V232H139V234L140 235H144V236H150V237H153V235H154V237L156 236L155 235V231L156 230H154L155 229V227L158 225V223H160L161 221H163V219L165 218L164 217V211H165V209H166V206H167V204H170L171 203V198H168L167 196V200H165V201H162L164 204V206L162 205L158 210H154V212L152 211L153 209H154V206L156 207V205H154L153 206V199H154V197H152L153 196V194H154V192L155 191H158L159 193L158 194H160L161 192H162V190H163V188L160 186ZM168 184H169V182H168ZM195 184V183H194ZM137 185H139V183H137ZM155 185V184H154ZM198 185V184H197ZM257 185V184H256ZM53 186V185H52ZM109 186V185H108ZM148 186V185H147ZM163 186H165L166 187V185H164L163 184ZM169 186V185H168ZM171 186V185H170ZM199 186V185H198ZM254 186H255V184H254ZM262 186V185H261ZM130 187V186H129ZM188 187V188H187ZM212 187L211 188H209V187H207L208 188V190L209 189H211L212 190ZM264 187V186H263ZM132 188V187H131ZM137 188H139L138 186H136V185H134V187L130 190V191H133V192H136V191H140V189L139 190H137ZM145 188V187H144ZM167 189H168V187H166ZM206 188V189H207ZM105 189H107L106 187H105ZM104 189V190H105ZM143 189V188H142ZM166 189V190H167ZM241 189V188H240ZM103 190V191H104ZM155 190V191H154ZM165 190V189H164ZM163 190V191H164ZM147 191V190H146ZM180 191V190H179ZM207 191V190H206ZM241 191V190H240ZM125 192H128V190H126ZM125 192H124V194L123 195H125ZM175 192V191H174ZM178 192V191H177ZM176 192V193H177ZM146 193V192H145ZM157 193V192H156ZM165 193V192H164ZM180 193V192H179ZM12 194H14V191L10 194V195H12ZM120 194V193H119ZM122 194V193H121ZM141 194V193H140ZM162 194H163V192H162ZM171 194V193H170ZM216 194V195H215ZM98 195H99V193H98ZM127 195H129V194H127ZM137 195V194H136ZM139 195V194H138ZM167 195V194H166ZM173 195H174V193H173ZM176 195V194H175ZM119 196V195H118ZM132 196V195H131ZM147 196V195H146ZM161 196V195H160ZM162 196H164V195H162ZM168 196H169V194H168ZM171 196H172V194H171ZM157 197V196H156ZM170 197V196H169ZM173 197V196H172ZM180 197V196H179ZM184 197H185V195H184ZM185 197V198H186ZM1 198H2V196H1ZM5 198V197H4ZM90 198V197H89ZM116 198H117V196H116ZM116 198H114V199H112V200H115ZM145 198V197H144ZM177 198H178V196H177ZM244 198L245 199H249V201H251V203H252V205L253 204H256L257 203V201H261L260 203H261V207H262V209H263V211H262V213L261 214H259L258 212H256L255 211V213H254V215L251 217V218H249V219H247L246 218V216H247V214H246V212H244V204H245V200H244ZM118 199V198H117ZM140 199V198H139ZM159 199V198H158ZM158 199H156V200H158ZM162 199V198H161ZM95 200H97V199H95ZM100 200V199H99ZM102 200H101V203H102ZM112 200H111V203H113L112 202ZM174 200V199H173ZM172 200V201H173ZM98 201V200H97ZM161 201V200H160ZM185 201H186V199H185ZM116 202V201H115ZM101 203H99L98 205H100ZM110 203V204H111ZM157 203V202H156ZM159 203V202H158ZM183 203H184V201H183ZM55 204V203H54ZM114 204V203H113ZM259 204V203H258ZM57 205V204H56ZM88 205V204H87ZM103 205V204H102ZM184 205H185V203H184ZM260 205V204H259ZM258 205V206H259ZM110 206V205H109ZM158 206V205H157ZM246 206V205H245ZM107 207V206H106ZM152 207H153V209H152ZM226 208V207H229L226 211H227V213H226V215H225V213H224V215L223 216H221L222 214H220V208ZM69 208V207H68ZM72 209V208H71ZM71 209L69 210L70 212H72L71 211ZM81 209V208H80ZM84 209L85 210H87L88 208H85L84 207ZM99 209V208H98ZM106 209V208H105ZM109 209V208H108ZM181 209H183V208H181ZM50 210V209H49ZM57 210H59V209H57ZM82 210H83V207H82ZM102 210V209H101ZM100 210V211H101ZM104 210V209H103ZM102 210V211H103ZM60 211V210H59ZM62 211H63V209H62ZM65 211H67V210H65ZM80 211V210H79ZM88 211H90V210H87V212ZM148 211V212H147ZM180 211V210H179ZM206 211L208 212L206 215H204V213H206ZM245 211H247V210H245ZM253 211V210H252ZM68 212V211H67ZM74 212V211H73ZM72 212V213H73ZM104 212V211H103ZM106 212H110L109 210L107 211L106 210ZM146 212V213H145ZM177 212V211H176ZM176 212L174 213L175 215H176ZM248 212V211H247ZM250 212V211H249ZM85 213H86V211H85ZM111 213V212H110ZM109 213V214H110ZM182 213V212H181ZM181 213H179V214H181ZM193 213V214H194ZM59 214H60V212H59ZM62 215L61 216H63L64 214L67 216V213H61ZM74 214H76L75 212H74ZM83 214V211L82 212H80L79 214L77 213L76 215V217H78L79 215H82ZM94 214V213H93ZM95 214L96 215H98L99 213H97V212H95ZM94 214V215H95ZM177 214H178V212H177ZM178 214V215H179ZM185 214V213H184ZM249 214V213H248ZM251 214V213H250ZM249 214V215H250ZM253 214V213H252ZM251 214V215H252ZM48 215V214H47ZM73 215V214H72ZM90 215V213L88 212V217L90 218V220H88L87 219V223H85V224H83L82 225V227L79 229V232H78V234L80 235L81 233H86L87 234V232H90L89 230L91 229V227H93L94 226V224L98 221L97 219L98 218H95V216L93 217L92 215H91V217L89 216ZM101 215V214H100ZM100 215H99V218H100ZM148 215L150 216V217H148ZM178 215H176V217H178ZM248 215V216H249ZM250 215V216H251ZM85 216H86V214H85ZM103 216V215H102ZM110 216V215H109ZM183 216H185V215H183ZM247 216V217H248ZM249 216V217H250ZM69 217V216H68ZM74 217V216H73ZM72 216H71V218H73ZM82 217H84L83 215H82ZM87 217V216H86ZM98 217V216H97ZM106 217V216H105ZM146 217V218H145ZM173 217V216H172ZM180 217V216H179ZM207 217V216H206ZM63 218H65V217H63ZM70 218V217H69ZM102 218V217H101ZM108 218V217H107ZM174 218H175V216H174ZM195 218V217H194ZM205 217H203V219H204ZM211 218H212V216H211ZM60 219V218H59ZM76 218H73V220H71L70 222L68 221V223H66V224H64L63 225V222H64V219H62V220H56V222H54V221H52V224L50 225V228L51 229H54V230H56V232H57V230H58V235H60V236H64L68 231H69V229L70 228H72V225H73V222H74V220H75ZM78 219V218H77ZM134 219V218H133ZM136 219V218H135ZM166 219V218H165ZM170 219V218H169ZM179 219V218H178ZM182 219V218H181ZM206 219H208V218H206ZM205 219V220H206ZM50 220V219H49ZM101 220H103V219H101ZM184 220V219H183ZM196 220V219H195ZM83 221H84V219H83ZM100 221V220H99ZM98 221V222H99ZM130 221H131V219H130ZM139 221V222H140ZM197 221H198V219H197ZM197 221L195 222V224L197 223ZM199 221H200V219H199ZM132 222H133V220H132ZM138 221H137V223L138 224H140ZM164 222V221H163ZM205 222V221H204ZM46 223V222H45ZM65 223V222H64ZM100 223V222H99ZM181 223V222H180ZM186 223V222H185ZM199 223V222H198ZM203 223V222H202ZM49 224V223H48ZM81 224V223H80ZM204 224V223H203ZM43 226L45 225V224H42ZM41 225V226H42ZM98 225V224H97ZM100 225V224H99ZM102 225V224H101ZM188 225V224H187ZM191 225V224H190ZM189 225V226H190ZM194 225V224H193ZM49 225H47V226H44V227H46V228H49L48 227ZM103 226V225H102ZM137 226V225H136ZM145 226H147V227H145ZM159 226V225H158ZM157 226V227H158ZM189 226H184L185 228L186 227H189ZM192 226V225H191ZM190 226V227H191ZM197 226H200V225H197ZM96 227V226H95ZM183 227V226H182ZM183 227V228H184ZM202 227V225H201V227L200 228H203ZM105 228V227H104ZM159 228H161L160 226H159ZM185 228H184V230H185ZM165 229V228H164ZM190 229V228H189ZM193 229V228H192ZM106 230H107V228H106ZM158 230V229H157ZM165 230H169V229H165ZM164 230V232L166 233V231ZM176 230V229H175ZM175 230H174V232H175ZM187 230H188V228H187ZM101 231V230H100ZM102 231H103V229H102ZM109 231V230H108ZM107 231V232H108ZM171 231V230H170ZM169 231V232H170ZM177 231H178V229H177ZM183 231V230H182ZM113 232V231H112ZM138 232V231H137ZM137 232H135L134 234H133V237H134V235L136 234H138ZM158 232H161V230H159ZM168 232V231H167ZM173 232V231H172ZM173 232V233H174ZM189 232V231H188ZM197 232V231H196ZM43 233V232H42ZM133 233V232H132ZM154 233V234H153ZM164 233V234H165ZM178 233V232H177ZM183 233H184V231H183ZM185 233H186V230H185ZM190 233V232H189ZM77 234V233H76ZM100 234V233H99ZM102 234H104L103 232H102ZM109 234V233H108ZM114 234H116L115 232H114ZM121 234V233H120ZM129 234V233H128ZM138 234V235H139ZM157 234V233H156ZM161 235L163 234V233H160ZM171 234V233H170ZM179 234V233H178ZM191 234V233H190ZM194 234H196V233H194ZM83 235V234H82ZM105 235H106V232H105ZM111 235V234H110ZM117 235V234H116ZM116 235H115V237L113 238V233H112V241L113 242H116V244H115V247H117L116 249H118V251H115L116 249H114L113 250V252H115V255H117V256H114L113 255V257L112 256H110V255H107L108 253H105V251H104V249L103 248H101V249H99L98 247V249L96 250V248H95V250H93L94 252L95 251H98L97 253L95 252V253H93L92 254V251L90 250V248H88V246L85 244V243H79V246H78V248L76 249V251H75V253H74V255L72 256V257H74L73 259H74V262H73V264H127V261H128V259H130L131 258V256L134 254V252L136 251V247L135 246H128L127 247V245L125 246V248H122V246H121V239L119 240V238H117L116 237ZM140 235H139V237H140ZM157 235H159V233L157 234ZM181 235V234H180ZM103 236V235H102ZM143 236V237H144ZM171 235H169V233H166L165 235H164V239H168L169 237H170ZM174 236V235H173ZM175 236H176V234H175ZM179 236V235H178ZM183 236V235H182ZM187 236H188V234H187ZM190 236V235H189ZM192 236V235H191ZM82 237V236H81ZM97 237H98V235H97ZM100 237V236H99ZM110 237V236H109ZM108 237V238H109ZM119 237V236H118ZM137 236H135V238H136ZM159 237V236H158ZM177 237V236H176ZM101 238V237H100ZM108 238H106V241H108ZM122 238V237H121ZM134 238V239H135ZM156 238V237H155ZM160 238V237H159ZM172 238V237H171ZM188 238V237H187ZM259 238H261V239H259ZM96 239H98V238H96ZM95 239V240H96ZM148 239H150V238H148ZM154 239V238H153ZM152 239V240H153ZM163 239V238H162ZM175 239V238H174ZM181 239V238H180ZM195 239V238H194ZM193 239V240H194ZM196 239H195V241H196ZM259 239V240H258ZM99 240V239H98ZM104 240V239H103ZM102 240V241H103ZM123 240V239H122ZM138 240H140V239H138ZM143 240H145L146 241V238H144ZM155 240V239H154ZM159 240V239H158ZM247 240V239H246ZM94 241V240H93ZM100 241V240H99ZM135 241V240H134ZM148 241V240H147ZM171 241V240H170ZM169 241V242H170ZM243 241H245V240H243ZM141 242H142V240H141ZM150 242V241H149ZM154 242H156V240L154 241ZM158 243L159 242H163V240L161 241V239H160V241H157ZM167 242V241H166ZM106 243V242H105ZM138 243V242H137ZM136 243V244H137ZM158 243H155L156 245L158 244ZM196 243V242H195ZM124 244V243H123ZM171 244V243H170ZM181 244V243H180ZM101 245V244H100ZM99 245V246H100ZM130 245V244H129ZM149 245H151L152 246V243H150ZM155 245V246H156ZM13 246V245H12ZM12 246H6L5 245V243H4V241H0V258L1 257H3L5 254V256H7V254L8 255H12V253L14 252V248L12 247ZM95 246V245H94ZM93 246V247H94ZM158 246H159V244H158ZM180 246V245H179ZM127 247V248H126ZM139 247V246H138ZM146 247H147V244H146ZM154 247V246H153ZM187 247V246H186ZM145 248V247H144ZM148 248V247H147ZM155 248H158L157 246L155 247ZM154 248V249H155ZM182 248V247H181ZM93 249V248H92ZM103 249V250H102ZM138 249V251H139V248H137ZM143 249V248H142ZM146 249V248H145ZM148 249H150V248H148ZM151 250V249H150ZM152 250H153V248H152ZM16 251V250H15ZM17 251H19V250H17ZM24 251H26V249L24 250ZM23 251V252H24ZM30 250H28V251H26V252H29ZM168 251V250H167ZM180 251V250H179ZM22 252V251H21ZM30 252H32V251H30ZM152 252V251H151ZM178 252V251H177ZM20 253V252H19ZM173 253H175V252H173ZM227 253V252H226ZM225 253V254H226ZM18 254V253H17ZM22 254V253H21ZM24 255H25V253H23ZM236 254V255H237ZM33 255V254H32ZM136 255V254H135ZM151 255V254H150ZM235 255V254H234ZM4 256V257H5ZM9 256V257H10ZM175 256V257H176ZM221 256V257H220ZM8 257V258H9ZM12 257V256H11ZM10 257V258H11ZM32 257V256H31ZM51 257V256H50ZM49 257V258H50ZM54 257V256H53ZM235 257V256H234ZM6 258V257H5ZM29 258H30V255H29ZM35 258V257H34ZM56 258V257H55ZM55 258H53V259H55ZM202 258V259H201ZM233 258V257H232ZM231 257H230V259L231 260H233ZM52 259V258H51ZM72 259V260H73ZM229 259V260H230ZM264 259V258H263ZM1 260V259H0ZM3 260V259H2ZM7 260V259H6ZM189 260V259H188ZM222 260V259H221ZM4 261H5V259H4ZM203 261V260H202ZM6 262V261H5ZM129 262V261H128ZM149 262V261H148ZM180 262V261H179ZM199 262H201V261H199ZM219 262H220V260H219ZM184 263V262H183ZM186 263V262H185ZM192 263H193V261H192ZM191 263V264H192ZM202 263V262H201ZM249 263V262H248ZM168 264V263H167ZM175 264H178V262L176 263L175 262ZM187 264V263H186ZM193 264H195V263H193ZM198 264V263H197ZM200 264V263H199ZM216 264V263H215Z\"/></svg>", "mask_w": 264, "mask_h": 264}]
</instances>
